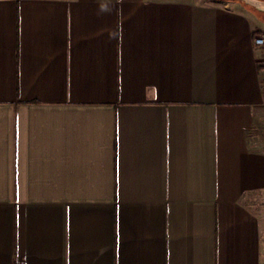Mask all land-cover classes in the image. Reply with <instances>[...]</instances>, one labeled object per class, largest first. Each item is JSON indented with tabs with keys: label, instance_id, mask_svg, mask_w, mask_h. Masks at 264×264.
Returning a JSON list of instances; mask_svg holds the SVG:
<instances>
[{
	"label": "crops",
	"instance_id": "obj_1",
	"mask_svg": "<svg viewBox=\"0 0 264 264\" xmlns=\"http://www.w3.org/2000/svg\"><path fill=\"white\" fill-rule=\"evenodd\" d=\"M261 32L244 0H0V264H264Z\"/></svg>",
	"mask_w": 264,
	"mask_h": 264
},
{
	"label": "built area",
	"instance_id": "obj_2",
	"mask_svg": "<svg viewBox=\"0 0 264 264\" xmlns=\"http://www.w3.org/2000/svg\"><path fill=\"white\" fill-rule=\"evenodd\" d=\"M253 47L259 51L260 60L264 65V32L255 34L252 38Z\"/></svg>",
	"mask_w": 264,
	"mask_h": 264
},
{
	"label": "water",
	"instance_id": "obj_3",
	"mask_svg": "<svg viewBox=\"0 0 264 264\" xmlns=\"http://www.w3.org/2000/svg\"><path fill=\"white\" fill-rule=\"evenodd\" d=\"M244 1H246L248 4H250V5H252V6H254V7H256V8H258V6H256L253 2H251L250 0H244ZM253 1H256V2H258V3H262V4H264V1H259V0H253ZM258 9H260V8H258ZM261 10H264V9H261Z\"/></svg>",
	"mask_w": 264,
	"mask_h": 264
},
{
	"label": "bare ground",
	"instance_id": "obj_4",
	"mask_svg": "<svg viewBox=\"0 0 264 264\" xmlns=\"http://www.w3.org/2000/svg\"><path fill=\"white\" fill-rule=\"evenodd\" d=\"M250 1L253 2L256 6H258V8H260V9H264V4H262V3H258V2L253 1V0H250Z\"/></svg>",
	"mask_w": 264,
	"mask_h": 264
}]
</instances>
